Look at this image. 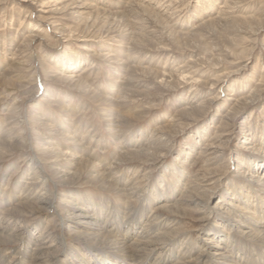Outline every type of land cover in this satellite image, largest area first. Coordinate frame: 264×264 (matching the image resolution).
<instances>
[{
	"label": "rangeland",
	"instance_id": "1",
	"mask_svg": "<svg viewBox=\"0 0 264 264\" xmlns=\"http://www.w3.org/2000/svg\"><path fill=\"white\" fill-rule=\"evenodd\" d=\"M79 1L83 2V0ZM84 1L94 3L93 8L86 10L87 12L92 11L88 17L91 16L94 22L91 17H86L87 15H84L83 20H79L77 17L66 21L61 20L65 27H69V30L72 28V32L57 33L53 31L47 21H42L39 17L40 13L49 9L45 4L40 7L38 0H0L2 3L0 4V128L2 129L0 130L6 129L8 125H11L10 123H14L21 126L26 135L31 138V144L17 139L14 144L22 143L23 146L20 145V148H13L7 142L2 144L3 150H0V195L5 197L9 193L11 195L14 191V183L18 179L21 180L22 185L27 183V180L21 177L24 176L23 172L27 169L28 159L31 156H36L40 161L49 159L47 155L42 156L41 152L37 151V145L46 136L44 132H47V127L37 128L38 126H35L37 122L47 124L58 132H63L62 126H75L79 128L76 138L80 136V133L83 134V130H86L87 132L83 134L85 136L83 142H86L84 143L85 150L91 153V156L95 154L96 157H92L96 160L106 159V163L119 155L117 144L114 143L115 138L109 130V126H116L122 130L124 139H136L143 133L148 136L153 132V129L161 127L165 130L163 133L166 134L165 139L168 141L164 158L156 161L152 158L149 160L151 165H147L145 168L139 162L120 163L117 166V171L122 170V173L118 171V174H123L125 171L128 174L136 168L140 174L147 173L149 181L164 174L166 185H170L173 181V178L169 176L168 168L174 161L177 151L187 150L185 146L192 144L194 141L192 134L196 127L201 126V134L205 133V137L213 141L217 139V135L229 133V139L225 142V147L223 146L224 148L221 149L218 163L210 164L207 161L208 156L195 153V157L192 155L187 160L190 166L186 167L191 180L187 191L192 196H196L203 189L202 185L207 177L214 180L218 178V184H222L223 187H228L229 183L234 184V174L231 172L232 160L236 155L240 157L244 154L234 138L240 136L242 130H246L253 139H256V142L264 141V0H250L247 5L245 3L247 0H234L235 2L232 1V3L230 0H210L209 2L207 0H155V2L154 0L145 2L143 0H111V3L119 2V6L111 8V11L118 12L114 16L115 19L105 17L101 10L105 8L109 0ZM125 2H128L132 9L123 13ZM210 2L212 4H209ZM137 5L144 7L142 9ZM224 5L227 7L221 8ZM18 7L23 9L22 12L18 13ZM245 8L247 13H243ZM222 10L226 12H220ZM231 11L233 15L252 14L255 18L247 22L241 20L233 22L230 20ZM156 14L158 17H153ZM20 18L23 20L21 21ZM30 22L37 23L35 28L44 31L46 39H36L29 46L25 42V44L27 43L25 53H28V56L23 59L21 65L15 64L11 60V52L22 42L26 27H31ZM136 32L138 33L136 34ZM135 34L136 38L133 40ZM81 35L86 36L85 38H88L89 41H82L80 38L84 37ZM78 36L81 37L78 38ZM75 38L79 40H75ZM82 43H90L93 46L92 50L106 51L110 55L112 54L110 57H115L116 60L125 61V54L133 60H131L132 62L126 60V64H119L120 66L116 67L117 70H114L112 67L116 65L84 54L85 51L79 49ZM131 43L136 47H133ZM40 50L43 52L39 53ZM66 57L72 58L71 61L74 62L81 60L77 70L76 68H65L66 65L61 67L62 59ZM82 57L83 59H81ZM127 66L130 67L129 70L126 68ZM121 67L126 69V77L123 78L125 82L122 83L117 82L120 81V78L114 74V71L120 72ZM145 67L147 68L145 69ZM85 68L88 70L81 74L82 82L79 86V83L76 85V82L68 84L66 80H63L66 83L59 80L62 74L78 72ZM163 71H165L164 77L158 78L160 72ZM189 71L190 73H188ZM172 73L174 75H171ZM179 73L185 75V78L181 79L175 76ZM225 73L228 76H225ZM157 74V78L154 77ZM191 75H194L196 80L189 79ZM217 76L226 84L224 92L232 93L231 95H222V93L216 95L219 89L215 85H210ZM175 78H177L176 81ZM160 80H163V83ZM164 81L166 82L164 83ZM24 84L26 87L23 88ZM166 84L170 86V89L166 88ZM164 85L165 90L162 89ZM159 86L160 88H158ZM192 92H196L194 93L196 94L195 99L202 101V107L194 109L191 111L192 113L182 112L180 109L183 108V101L191 97ZM35 93H38V96L35 97ZM214 96L220 97L209 104L206 103L207 99ZM236 96H251L253 101L245 107V104L242 107L240 105L229 115H226L229 108L235 104L233 99L237 98ZM36 129L39 130V133L36 132ZM56 139L62 143L70 142L66 138ZM201 143L202 141H199L200 146ZM62 145L61 147L66 146V144ZM152 145L155 146L158 143L154 142ZM254 154L261 155L260 151ZM123 159L129 160L125 156ZM61 162L64 164V160ZM62 163L61 165H63ZM44 167L47 169L46 166ZM47 171L49 170L47 169ZM86 173L84 171L79 179H68L69 183L64 186L57 184L55 178L49 173L48 187L55 192L56 196L53 201L55 206L59 207L55 210L56 212L51 211L46 215L43 212L29 213L27 212L29 209L25 205H21L19 209L25 213L23 218L21 217L24 225L33 227L39 224V229L44 228L46 234L63 233L58 221L59 216L64 214L60 204L62 203L63 190L70 187L71 190L80 193L102 195L116 203L119 202L116 199V194L100 189V186L95 183L96 181L86 180ZM142 183L138 190H141ZM29 190L34 191L32 184ZM219 196L220 193L215 194V198L210 199V205ZM132 201L133 210L128 214L130 218L128 221L124 218L125 220L120 219L115 222L113 216L115 214L111 215L113 217L108 215L96 219L89 211L73 209V212L82 215L80 218L112 224L114 229L126 228L129 222L128 227L138 217V203L135 200ZM30 206L35 208L32 204ZM167 214L169 212H165V217L171 216ZM172 218H176L175 220L178 221L177 235L188 243L195 242L198 236L195 229H198L199 223L195 222L189 214L185 218ZM122 221L126 222L122 223ZM140 226V223L135 224L133 233L138 231ZM129 233L130 231H128ZM71 240L75 239L67 237V245L72 243ZM75 244L80 248L79 244ZM5 248L6 246L0 245L2 259L13 257L15 263L20 261V257L15 254V246L11 245L7 250ZM101 250L109 253L106 248ZM177 255H174L176 259H178ZM175 258L172 259L173 262H176Z\"/></svg>",
	"mask_w": 264,
	"mask_h": 264
},
{
	"label": "bare ground",
	"instance_id": "2",
	"mask_svg": "<svg viewBox=\"0 0 264 264\" xmlns=\"http://www.w3.org/2000/svg\"><path fill=\"white\" fill-rule=\"evenodd\" d=\"M110 1L111 0H109V3L101 10H103L105 17L114 18L118 12L111 11V8L112 6H119V2L111 3ZM143 1L145 2L147 0ZM207 1L209 2L210 0ZM230 1L232 3L234 0ZM38 2L40 7L44 4L49 7V9L43 12L41 11L42 13L39 14L40 19L42 21H47L53 28V31L57 33H64L65 31L72 32V28L69 30V27H65L64 23H61V20L66 21L72 17H77L79 20L82 18L84 19V15L88 17V14H92L91 10V12L87 11L93 8L92 6L94 4H91L92 1L88 2L84 0L83 2L79 0H38ZM147 3L149 4V2ZM245 3L246 5L249 4L250 0H247ZM0 4L2 3L0 2ZM58 4L59 6H57ZM209 4L212 3L210 2ZM123 6V13L129 12L132 9L128 2H125ZM137 6L139 8L144 7L142 5ZM225 7L227 6L224 5L221 8ZM22 10L23 9L19 8L18 13L22 12ZM246 10L245 8L243 13H247L248 11ZM220 12L226 11L222 10ZM230 13H232L230 20H233V22L237 20L247 22L255 18L252 14L233 15L232 11ZM153 17L156 18L158 16L156 14L153 15ZM20 19L21 21L23 20V18ZM92 21L94 22V20ZM36 25V22H30L31 27H26V33L22 42L11 52V60L15 64L21 65L23 59L28 56V53H25V51H27V49L25 50V45L27 46V43L29 46L34 40L46 37L44 31L35 28ZM137 33L138 32H136V34ZM136 34L133 40L136 38ZM81 36H78V38ZM82 37H84L80 38L82 41H89L88 38H85L86 36ZM145 37L144 39H147ZM78 38H75V40H79ZM140 40L141 39L138 41ZM25 42L27 43L25 44ZM131 44L133 47L135 46L133 43ZM92 47L90 43H82L79 49L85 51L84 54L88 56H95V58H100L116 65L112 67L114 70H117L116 67L124 64L126 60L130 62L133 60L127 54L124 55L125 61L116 60L115 57H110L112 54L110 55L108 52L102 51L101 49L97 51L92 50ZM42 50L38 52L40 53ZM81 59H83V57ZM71 60L73 59L69 57L63 58L61 67L66 65L65 68L70 67L72 69L76 68L77 70L81 60H75L76 62ZM126 68L129 70L130 67L127 66ZM146 68L147 67H145V69ZM87 70L88 69L85 68L81 69V72L78 71L79 73L68 72L62 74L59 80H66L68 84L76 82V85L79 83V86L82 82L81 74ZM148 71L152 73L151 70ZM125 72L126 69H124V67H121L120 72L114 71V74L118 75V78H120V81L118 80L117 82H125L123 81L126 74ZM164 73L165 71L160 72L158 78H163ZM188 73H190V71ZM226 74L227 73H225V76H228ZM171 75L174 74L172 73ZM157 76L158 74L154 77L157 78ZM175 76L181 79L185 78V75L182 73ZM217 78L214 79V82H211L210 85H215L216 88L219 89L216 95H221V93L222 95H231L232 93L229 94L224 92L226 84L223 80ZM189 79L196 80V77L191 75ZM176 80L177 78H175V81ZM5 81L7 82L8 80ZM63 82L66 83L65 81ZM165 82L166 81H164V83ZM168 86L169 85L166 84V88L170 89V86ZM24 87H26L25 84L23 85V88ZM172 87L174 86L172 85ZM158 88H160V86ZM162 89L165 90V85ZM194 93L191 97L183 101V108L180 109L182 112L189 113L194 109L196 110L202 107V101L200 102L198 99H195L196 94ZM36 95L38 96V93L34 94L35 97ZM219 97L214 96L209 98L206 103L209 104ZM250 99L251 96H239L233 99L235 104L229 108L226 115H229L230 112L240 105L242 107L245 104V107L248 103L253 101V99ZM72 118L74 117L72 116ZM10 124L11 125H8L6 129L3 128V130H0V150H3L2 144H5V142L10 143L13 148H20V145L22 147V143L19 145L14 144L17 139H22L25 143L30 142L31 144V138L26 135L21 126L15 125L14 123ZM35 126H38L37 128H41V126L47 127V132H44L46 136H44L37 145V151L41 152L40 154L42 156L47 155L49 159L40 161L36 156H31L28 159L27 169L23 172L24 176L21 177L27 180V183H25L26 185H22L21 180L18 179L14 183V191L11 195L10 193L7 194V197L0 195V245L6 246L5 250L11 245L15 246V254L20 257V261L16 263L13 257H6L5 259L0 257V264H264V141L256 142V139H253L248 131L242 130L240 136L238 135V137L234 138L236 144L244 151V154L240 157L236 155L232 160L233 167L231 172L234 174L235 183H227L229 186L223 187L222 184H218V178L214 180L211 179V177H207L202 185L203 189L201 188L202 190L196 196H192L187 191L191 181L189 171L186 167L188 165L190 166L187 160H189L192 155L195 157V153L208 156L207 161H209L210 164L218 163V157L221 156V149L225 147L224 144L229 139V133L217 135V139L214 138L215 140L213 141L212 139H207L205 133L201 134V126L196 127V130L192 134L194 136L192 144L190 143V145L185 146L187 150H178V153H176L173 159L174 161L168 168L170 172L169 176L173 178V181L170 185H166V176L164 174L160 177L158 175L157 179L149 181L146 176L148 174H140L136 168L132 170V173L128 174L126 171L123 174H118L122 170H118L119 172L117 171V166H119L118 164L120 163L132 164L139 162L145 168L147 165H151L149 160L152 158L155 159V161L164 158V151L168 145V141L165 139L166 134L163 133L165 130L161 127L153 129V132L148 136H145L143 133L136 139H124L122 130L116 126H109V130L113 133L115 138L114 143L117 144L119 155L117 158L113 157L111 161L106 163V159L103 160L101 158L102 160H96V158H94L96 157L94 156L95 154H92V156H94L92 157L91 153L85 150L84 143L86 142H83L85 137L83 134L87 132L86 130H83V134L80 133V136L76 138L79 128L75 126H62V128H64L63 132L54 131L52 127L50 128L49 125L41 122H37ZM227 129H225V131H227ZM36 132L39 133V130L36 129ZM56 138H66L70 140V142L62 143ZM90 138L93 137L90 136ZM199 141H202L201 146L199 145ZM154 142H157L158 145L153 146L152 144ZM62 144H66V146ZM61 145L63 147H61ZM258 151H260L261 155L254 154ZM123 156L128 157L129 160L123 159ZM60 159L61 161L64 160V164ZM59 161L63 165H61ZM44 166H46L49 171H47ZM260 168H262V170H260ZM165 169H167V167H165ZM84 171L87 172L85 174L86 180L96 181L95 183L100 186V189L116 194V199L119 200V202L116 203L114 200L102 195H90L88 192L80 193L76 190H71L70 187L69 189L63 190L62 203L60 204L61 209L64 210V214L63 216H59L58 221L63 233L59 232L57 235L52 234V236L51 234H46L44 228L39 229V224L33 227L24 225L21 217L25 213L19 209L21 205H25V207L29 209L27 211L29 213L43 212L46 213V215L51 213V211L57 210V207H59L55 206L53 201L56 196L55 192L48 187V181L50 180L49 173L50 176L55 178L57 184L64 186L69 183L68 179H79ZM119 180L121 181L120 183ZM55 182L54 184H56ZM141 183L143 184L142 188L138 190ZM31 184L34 187V191L29 190ZM217 193H220L219 198L214 201L215 204L213 203L210 205V199L215 198V194ZM36 194H38V196H36ZM132 200L138 203V217L136 221L132 222V225L129 226L130 228L128 227L130 222L126 228L120 227L119 229H114L112 228V224H103L84 217L80 218L82 215L73 212V209L89 211L92 212L96 219L115 214L113 215L115 222L124 218L128 221L130 220L128 214L133 210ZM30 204L34 205L35 208L31 207ZM165 212H169L167 215H171L172 217L185 218L188 214L190 217L192 216L194 221L199 223L198 229H195L198 235L195 242L190 241L191 243H188L183 240L184 238L177 235L178 221L171 216L168 218L165 217ZM126 221H122V223ZM137 223H140L141 226L138 231L133 233V227ZM128 231H130L129 234ZM67 237L75 240H71L72 243L67 245ZM75 243L79 244L80 248L77 247ZM102 248H106L109 253L103 252L101 250ZM175 254H178V259L174 257ZM173 258L176 259V262H173Z\"/></svg>",
	"mask_w": 264,
	"mask_h": 264
}]
</instances>
